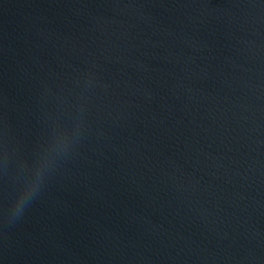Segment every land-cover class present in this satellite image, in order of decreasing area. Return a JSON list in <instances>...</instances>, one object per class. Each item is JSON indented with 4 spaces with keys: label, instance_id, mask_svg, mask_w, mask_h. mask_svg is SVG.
<instances>
[{
    "label": "water",
    "instance_id": "obj_1",
    "mask_svg": "<svg viewBox=\"0 0 264 264\" xmlns=\"http://www.w3.org/2000/svg\"><path fill=\"white\" fill-rule=\"evenodd\" d=\"M0 264H264V0H0Z\"/></svg>",
    "mask_w": 264,
    "mask_h": 264
}]
</instances>
